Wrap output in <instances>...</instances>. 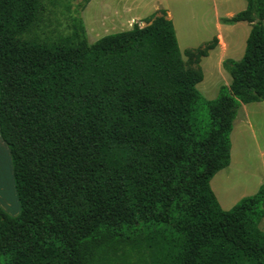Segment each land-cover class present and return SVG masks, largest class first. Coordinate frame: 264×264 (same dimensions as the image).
<instances>
[{
	"label": "trees",
	"instance_id": "obj_1",
	"mask_svg": "<svg viewBox=\"0 0 264 264\" xmlns=\"http://www.w3.org/2000/svg\"><path fill=\"white\" fill-rule=\"evenodd\" d=\"M89 1L52 36L62 0H0V139L18 204L0 208V264H264V184L225 211L209 187L238 109L264 99V0L220 20L250 27L210 101L195 86L216 37L181 54L160 9L88 43Z\"/></svg>",
	"mask_w": 264,
	"mask_h": 264
},
{
	"label": "rangeland",
	"instance_id": "obj_2",
	"mask_svg": "<svg viewBox=\"0 0 264 264\" xmlns=\"http://www.w3.org/2000/svg\"><path fill=\"white\" fill-rule=\"evenodd\" d=\"M67 1L70 3L69 11L65 9V0L52 9V14L49 15L42 27L46 34L57 36L69 33L72 11L81 0ZM138 1L139 8L144 7L145 10L142 13L139 12L140 14H121L119 22L123 21L124 23V20L132 14H138L136 19L132 18L128 24L134 22L143 27L145 25L142 22L144 18L164 9L166 17L173 25L181 54L186 49H194L211 40L215 36L216 24H220L221 17L235 14L243 10L245 6L244 0ZM118 7L120 6L117 0H90L80 11L88 43H93L104 35L126 30L124 26L117 27V23L114 22L112 12L115 9L118 11ZM220 26H222L221 34L226 45L225 58L239 60L250 26L244 23L220 24ZM225 58L218 59V51H213L200 59L199 66L203 78L195 88L206 101L216 97L220 86L229 85L230 79L220 65ZM182 59L185 60L184 56ZM229 139L230 164L227 168L218 171L209 181V187L218 205L224 211L230 209L239 199L253 195L256 189L264 184V100L240 106ZM0 163V180L7 187L9 167L6 154L1 147ZM3 210L9 216L16 215L10 214L4 208ZM259 228L264 232V218L260 221Z\"/></svg>",
	"mask_w": 264,
	"mask_h": 264
},
{
	"label": "crops",
	"instance_id": "obj_3",
	"mask_svg": "<svg viewBox=\"0 0 264 264\" xmlns=\"http://www.w3.org/2000/svg\"><path fill=\"white\" fill-rule=\"evenodd\" d=\"M117 3L119 4L120 7H118V11H117V9H115L112 12V16L114 18V22L117 23V25H118L117 27L120 28V27L124 26L126 28V30H128V29H130L131 25L134 23V22H131L130 24H128L129 20H131L132 18L136 19L135 17L138 14L142 13L143 10H145V8L144 7L139 8V6H138L139 5V1L138 0H117ZM136 6H138V7L135 8ZM244 8H245V6H244ZM124 13L126 15L129 14V13H138V14H136V15L132 14L131 16H129L128 18H126V20H124V23H123V21L122 22H119L120 21L119 16L121 14H124ZM233 15L234 14H229L228 16L221 17V19L222 18H229V17H231ZM122 23H123V25H122ZM217 23H218V21H217ZM219 23H220V21H219ZM239 23H244V24L248 25L245 22L234 23V25L235 24H239ZM220 24L221 25H226V24H222V23H220ZM220 24H216V33H215V36H214V37H216L218 39V41H217L218 42V45L215 46L213 50H211V51L208 52V54H209L210 52L218 51V59H221L223 57L225 58V49H226V45H225V43L223 41V37H222V34H221L222 26H220ZM231 25H233V24H231ZM248 30H249V28H248ZM234 121H235V119H234ZM232 131H233V123H232L231 132ZM0 147L3 149L4 153L6 154L7 164H8V167H9V180H8L7 187H6V185L3 184L2 180H0V208L2 210L4 208L6 211L10 212V214L14 215V214H17L18 213V204H17V201H16V197H15V193H14V189H13V185H12V177H11V170H10V163H9L8 152H7V149H6L5 145L1 141V139H0ZM230 157L231 156H229L228 166L230 164ZM4 164L6 165V163H4ZM0 169H1V163H0Z\"/></svg>",
	"mask_w": 264,
	"mask_h": 264
}]
</instances>
